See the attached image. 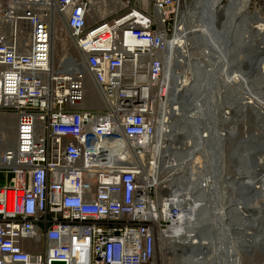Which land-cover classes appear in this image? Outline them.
<instances>
[{
	"label": "built area",
	"instance_id": "built-area-1",
	"mask_svg": "<svg viewBox=\"0 0 264 264\" xmlns=\"http://www.w3.org/2000/svg\"><path fill=\"white\" fill-rule=\"evenodd\" d=\"M185 2L152 0L148 13L103 0L108 15L93 19L90 0H0V115L14 120L0 156V264H156L159 236L183 226L178 186L137 161L150 167L158 151ZM56 23L74 54L55 65Z\"/></svg>",
	"mask_w": 264,
	"mask_h": 264
},
{
	"label": "bare ground",
	"instance_id": "bare-ground-1",
	"mask_svg": "<svg viewBox=\"0 0 264 264\" xmlns=\"http://www.w3.org/2000/svg\"><path fill=\"white\" fill-rule=\"evenodd\" d=\"M228 1L229 5L239 4L243 19V31L232 33L233 29L230 26L232 23L228 20L225 12L224 16L227 18V26L230 27L231 32L228 34V27L225 29V41L232 40L233 43L229 62L225 59L226 54L224 55L222 52L221 40H218L214 33L220 0H193L187 7L185 6V10L181 13L175 28V35L166 51L165 74L170 84H168L166 103L160 106L159 115L160 118L162 117V122L158 128L156 139L158 151H155L150 167L141 164L140 158L137 161L138 165L141 164L139 169L144 171L145 175L149 176L154 183L166 178L170 187L179 186V192L176 193L180 195L184 204L190 205L183 226L169 227L158 238L160 247L166 243L174 254L179 253L178 259L172 258L174 261L171 264H239L241 254L236 248L238 240L239 243H242L243 239L248 240L253 237L255 245L264 247V234H256L255 237L247 234L248 231H253L252 229L245 230V234H240L237 240L235 236L240 232L231 230V227L236 225L234 219L237 212H241L240 214L245 212L246 217L254 218L261 207H264V179L258 187L252 188L246 208L239 205L227 208V204L235 200L240 204L241 199L235 194L237 191L240 192L238 190L240 187L247 185L249 168L241 163L239 166L241 171H239V167L236 168V176H239L240 179L232 178L230 181H224V178L228 177L225 174V169H227L225 158L219 159L218 165L215 164L217 160L212 159L215 151L222 152L221 146L214 149V154L211 155L213 147L208 145L209 141H207L209 137L207 130L210 131L211 126L207 118L209 110L212 109L209 102L214 98V95L210 98L213 92L212 94L208 92L210 85L216 83L221 86H218L219 89L215 94V107H217L221 116L219 119H223L222 121L239 122L244 117L246 108H249L252 114L255 110L261 113L264 108V89L262 88V84H264V20L257 15L247 14L249 0ZM246 34L248 37H245ZM205 35H207L206 39ZM240 44L246 47V53H248V56L245 53L242 55V60L240 54L237 53ZM251 47H256L254 49L261 56L260 62L255 63L250 59V53H253ZM193 52H200L201 58H192L190 61ZM200 62L206 64L204 66L207 68L205 69L206 77H208L206 83L205 78L200 74L203 70ZM221 62L225 64L221 65ZM228 63L230 67L235 66L229 74L227 73ZM179 69H182L180 73L177 71ZM187 73L189 77L183 79L184 74ZM234 78L240 79L233 80ZM207 86L209 87L207 88ZM193 87L197 89L196 97L190 101L187 95ZM221 89L223 92H220ZM212 90L214 91V88ZM231 100L233 103H230ZM254 121L257 126L258 120L255 117ZM198 122L207 123L208 129L199 130V135L195 136V131L193 132L189 125ZM258 130L262 132H257L258 135L252 134V137L264 141L263 130ZM218 132L216 131L215 135L217 138H223L224 141L225 138L235 135L233 134L235 132L231 133L227 129L222 134ZM11 145L12 142L9 147ZM243 147V145L238 146L237 148L240 150L230 155L228 161H232L234 157L245 158L248 151ZM180 151H182V156L179 159L176 154ZM262 152L264 151L262 150ZM263 160L262 156L256 158L255 171L256 174L259 173L258 175L260 172L257 173V167L262 166L260 162L262 163ZM262 174L264 175L263 172ZM228 189L229 192H226ZM190 200L191 202H189ZM240 214L242 222L246 221L245 217L242 218ZM247 240L245 243H248ZM253 247L251 245V251ZM207 254L209 257L210 254L212 255L211 259L209 258L210 261H208Z\"/></svg>",
	"mask_w": 264,
	"mask_h": 264
},
{
	"label": "rangeland",
	"instance_id": "rangeland-1",
	"mask_svg": "<svg viewBox=\"0 0 264 264\" xmlns=\"http://www.w3.org/2000/svg\"><path fill=\"white\" fill-rule=\"evenodd\" d=\"M129 1L137 9H139V10H141L143 12L152 13V0H129ZM192 1L193 0H186V2H185L186 3V7ZM227 1L228 0H222L221 1V4H220V8L221 9L219 8V11L217 12L216 18H215L216 21H215V24H214V26H215L214 31H216L219 34L222 33V30L220 28V24L223 21H225V19L227 21V18H224L225 17L224 16L225 15L224 10L227 13V9H226V6H228ZM90 2L92 4V9L91 10H92V13H93V19H96V16L99 15V13H100L101 17H105V16L108 15L107 13H108L109 10L102 8L103 0H91ZM106 6L108 7V5H106ZM232 11L233 12L231 14H228V15H231V17H229L228 20L230 21V23L236 24L237 18H239L241 16V13H242V11L239 10V4H235V6L232 9ZM246 11H247L248 15H250V16L257 15L260 19L264 20V0H249V4H248V7H247ZM233 19H234V22H233ZM232 24H230V26ZM235 35H234V37H236ZM206 37H207V35L204 36L205 39H206ZM245 37H248V35L246 34ZM232 45H233L232 42L229 43V49L232 48ZM189 46H190V44H189ZM254 48H256V47H253V48L251 47V52H253V53H250V59H252V62H255V63L256 62H260L259 60H261V56L257 54V52H256V50ZM255 52H256L257 56H256ZM73 54H74L73 50H71L68 47V44L66 43V32L64 31L63 26L61 24H59V23H56V30H55V35H54V39H53V48H52V52H51V57H52L53 64L56 65L57 62H59V60H61L63 57H67V56L73 55ZM193 55H194V57H193ZM193 55L191 56L190 61H191L192 58H194V59L195 58H197V59L201 58L200 52L199 53L198 52L194 53ZM252 55L254 56V58H253ZM227 56H228V60L227 61L229 62V60H231V58H230L231 53L230 54L228 53ZM240 57L239 58L242 60L243 56L240 55ZM222 62H221V65H224L225 63H222ZM200 64L202 66L206 65V64H204V62H200ZM233 66L230 67V64L227 66L228 72L231 71L232 68L235 67V66L234 67ZM228 67H229V69H228ZM181 70L182 69H179L177 71L180 73ZM188 70H189V68H188ZM188 77H189L188 73L184 74L183 79H185V78L187 79ZM190 79H191V76H190ZM237 79H240V78H234L233 80H237ZM256 82H257V80H256ZM213 85L212 86L210 85V88L211 87H212L211 89L214 88V91L213 90L211 91V89L208 88L209 86H207L209 94H212V92H213V94L211 96L209 95L210 98L214 95V98H212V100H210V102L208 100V102L210 103V106L212 107V109H210L209 112H208V118H207L208 123L211 125L210 128H209L210 132L213 131L212 129H214V135H215L216 131L217 132L220 131L218 133L222 134L224 132V130L227 129L231 133H232V131L235 132L236 136L234 138H225L226 142L223 141V143L221 144L222 152L220 150H217V151L214 152V149H212L210 154L212 155V154L215 153L214 155H212L213 156L212 159L213 160H215V159L217 160V161L215 160L216 161L215 164H217V165H218L217 162L219 161V159H222L223 157L225 158V166L227 168V169H225V174L228 177H230V179L232 180V178H237V177H235L236 176V171H237L236 168H238L240 166V164H236V163L234 164L231 160L228 161V157H230V155H233L235 152L237 153L240 150V149L237 148L238 146L241 145L239 143L238 139L240 137H244V136L247 137L250 134L251 135L252 134L258 135L260 130H258L259 128H258V126H256L254 118H253L252 113L249 110V108L245 109L244 117H242V120H240L239 122H236V121H233V122L229 121L228 122V121H222L223 119H219V118H221V116H220V114L218 112V109H216L217 107H215L216 106L215 105V94H216V91L221 86L217 85L216 83H214ZM215 88H216V90H215ZM262 88L264 89V84H262ZM220 92H223V89H221ZM235 95H237V93H235ZM88 97L91 99L92 102H96L95 92L93 91V89L91 88L90 85H88ZM232 101L233 100H231L230 103H233ZM224 102L226 103V101H224ZM223 110L225 111V108ZM226 110L230 111L229 109H226ZM203 129H208V127L207 126H205V127L203 126ZM215 129H216V131H215ZM13 130H14L13 117L10 116V115H0V156L2 155L4 150L9 148V144H10V142H12V139H13L12 138L13 137ZM259 140L261 142L260 138H259ZM257 142H258V140H257ZM258 155L264 157V152L259 150L258 151ZM258 155L255 156V157L259 158ZM244 157H246V155ZM240 159L242 161H244V158L243 159L240 158ZM139 161L141 162V164H144L143 160L139 159ZM141 164H139V165L141 166ZM212 164H213V162H212ZM215 164H213V166H215ZM260 165H262V166L264 165V160L262 161V163L260 162ZM262 166L261 167H257V169H258L257 173L260 172V175H258L259 179H258L257 184L255 185V182H253L255 187H258V185H260L262 179H264L263 178L264 175L262 174V172L264 173V168H262ZM238 169H239V171H241L240 167ZM253 174L254 173H252V175ZM8 176L0 173V187L5 184V182L8 179ZM256 177H257V174H256ZM249 178H250V176L248 175V179ZM178 188H179V186H178ZM226 192H229V189ZM235 196L238 197L236 194H235ZM189 207H190V205H189ZM244 214H246V213L244 212ZM252 233H254V232L253 231H248L247 232V234H250V235L253 236L254 234H252ZM253 243H252V245L254 246L255 243L254 244ZM160 245L162 246V244H160ZM256 247L258 249L262 248L263 251H264V247H258V245H256ZM256 247L254 246L252 251H251V248H250V252L252 254L251 256L244 257V256L240 255L239 264H264V252H262V254L261 253H257ZM169 249L170 248L167 247L166 243H164L162 247H160L159 244H157L156 264H162V263L163 264H169V263L171 264L174 261L173 259H178L179 253L178 254H174L173 251L171 249L169 251ZM207 253H209V252H207ZM211 257H212L211 254H210V257L207 254L208 261H210ZM188 260H190V259L188 258Z\"/></svg>",
	"mask_w": 264,
	"mask_h": 264
},
{
	"label": "water",
	"instance_id": "water-1",
	"mask_svg": "<svg viewBox=\"0 0 264 264\" xmlns=\"http://www.w3.org/2000/svg\"><path fill=\"white\" fill-rule=\"evenodd\" d=\"M222 0H220L221 2ZM228 3V6H226V9H227V13L226 15L228 14H231L233 11L232 9L234 8L235 4H231L229 5V1H227ZM224 13H225V10H224ZM231 17V15H228L227 18ZM225 18V17H224ZM233 22H234V19H233ZM228 27V34H231L230 32V27L227 26V21L225 19V21H223L221 24H220V28L222 30V33H217L216 31L214 32L215 33V36L216 38L219 40H221V47H222V52H224V55L226 54V58L228 60V53H232V48L229 49V43L232 42V40H229L228 42L225 41V32H226V28ZM233 32H237V31H243V19L242 17L240 16L239 18H237V22L236 24H232L231 25ZM231 38V37H230ZM247 49L245 46H242L241 44L238 45V48H237V53L240 54L241 56L245 53L247 56H248V53H246ZM231 58V56H230ZM230 61V60H229ZM201 69H203L201 71V76L203 78H205V83H206V79H208V77H206V71L204 66H201ZM230 72V71H229ZM229 72L227 71V73L229 74ZM196 88H192L189 92V95H187V97L190 98V101L195 99L196 97ZM206 122V121H205ZM194 123L193 125L190 124L189 127L190 129L194 132L195 131V136L199 135V130H203V126H207V123ZM199 124V125H198ZM216 130V129H215ZM208 132V138H207V141H209V144L208 145H211L213 147V149H217V147L221 146V144L223 143L224 139L223 138H217L216 135H214V130L212 132H210L209 130H207ZM235 135H233L231 138H234L236 136V133H233ZM239 143L241 144L240 146H244L243 148L246 149V151H248L246 153V157L244 158V161L242 160H239L238 158L234 157L232 162L235 164H245V166H247L249 169H248V172L250 174H248L250 176L249 179H247L248 181H246V184L244 187H240L238 190L240 192L237 191L236 195L239 196V199H241V202L240 204H238V201H232L230 202L229 204H227V208L228 207H234V205H239L240 207H243V208H246L247 205H248V196L252 194V188L254 187V183L255 182V185L257 184L258 182V179H259V176L257 174V177H256V171H255V168H256V157L255 155L257 156L258 155V151H259V142H257V139L252 137V135H248L247 137L244 136V137H240L238 139ZM237 141V142H238ZM220 142V144H218ZM218 144V145H217ZM210 147V146H209ZM252 173H254L252 175ZM237 177L236 179H240L239 176H235ZM254 177V178H253ZM230 177H225L224 178V181H230ZM233 182V181H232ZM248 182V183H247ZM238 187V186H237ZM194 190V189H193ZM255 193V192H254ZM253 193V194H254ZM237 203V204H236ZM241 213V212H240ZM240 213H236L237 215L235 216L236 218L234 219L235 221V226L234 227H231V230H236V231H239L240 233H237V235L235 236L238 240V238L240 237V234L244 235L245 234V230H250L252 229L254 233L253 236H255V234H264V207H261V209L259 210V213L253 218L250 215H248L249 217L251 216V218H248L246 217L247 215L246 214H240ZM239 214L243 217H245V220L247 221H244L242 222V219L241 217H239ZM256 237V236H255ZM261 238V237H260ZM262 239V238H261ZM247 239H243V242L242 243H239V240L237 241L236 243V248H237V251L244 257H248V256H251V252H250V247H251V242L253 243L255 238L251 237L249 238L247 241L248 243H245ZM257 241V240H256ZM254 244V243H253ZM256 247V245H254ZM256 250H257V253H261L264 252L262 248H257L256 247ZM53 264H62V263H53Z\"/></svg>",
	"mask_w": 264,
	"mask_h": 264
}]
</instances>
